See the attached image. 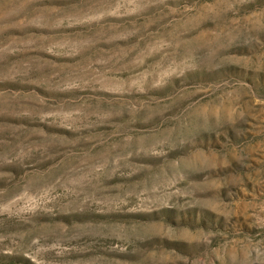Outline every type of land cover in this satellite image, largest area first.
I'll use <instances>...</instances> for the list:
<instances>
[{
	"label": "rangeland",
	"instance_id": "rangeland-1",
	"mask_svg": "<svg viewBox=\"0 0 264 264\" xmlns=\"http://www.w3.org/2000/svg\"><path fill=\"white\" fill-rule=\"evenodd\" d=\"M0 264H264V0H0Z\"/></svg>",
	"mask_w": 264,
	"mask_h": 264
}]
</instances>
